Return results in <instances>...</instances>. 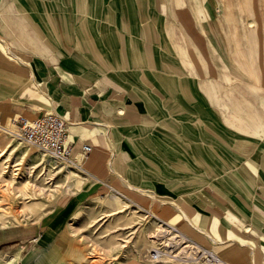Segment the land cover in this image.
Segmentation results:
<instances>
[{
    "label": "crops",
    "instance_id": "obj_1",
    "mask_svg": "<svg viewBox=\"0 0 264 264\" xmlns=\"http://www.w3.org/2000/svg\"><path fill=\"white\" fill-rule=\"evenodd\" d=\"M51 110L87 175L264 264V0H0V125Z\"/></svg>",
    "mask_w": 264,
    "mask_h": 264
},
{
    "label": "rangeland",
    "instance_id": "obj_2",
    "mask_svg": "<svg viewBox=\"0 0 264 264\" xmlns=\"http://www.w3.org/2000/svg\"><path fill=\"white\" fill-rule=\"evenodd\" d=\"M5 128L10 120L0 127V264H216L134 192L102 185ZM67 204L71 215L42 229ZM156 249L167 254L155 260Z\"/></svg>",
    "mask_w": 264,
    "mask_h": 264
},
{
    "label": "built area",
    "instance_id": "obj_3",
    "mask_svg": "<svg viewBox=\"0 0 264 264\" xmlns=\"http://www.w3.org/2000/svg\"><path fill=\"white\" fill-rule=\"evenodd\" d=\"M10 126L12 129L10 132L21 141L32 145L58 161L81 168L73 155L72 146L68 142V123L65 117L58 112L51 110L36 119H30L25 116L12 117ZM84 150L90 152L91 147L85 145ZM161 222L168 226L171 231H174L177 237H185L175 226L164 221ZM209 253L212 255H209L212 260L214 259L213 257L219 258L214 253L210 251ZM166 254V252L156 249L152 251L151 257L159 260Z\"/></svg>",
    "mask_w": 264,
    "mask_h": 264
},
{
    "label": "bare ground",
    "instance_id": "obj_4",
    "mask_svg": "<svg viewBox=\"0 0 264 264\" xmlns=\"http://www.w3.org/2000/svg\"><path fill=\"white\" fill-rule=\"evenodd\" d=\"M0 127H3V126L0 125ZM5 130L9 131V129H7V128H5ZM9 132H10V131H9ZM70 210H71V209H70ZM201 254H208V255L212 256V255L209 253V251L206 250V249L201 250ZM213 258H214V259H213L214 263H216V264H222V261H221L219 258H217V257H213Z\"/></svg>",
    "mask_w": 264,
    "mask_h": 264
}]
</instances>
